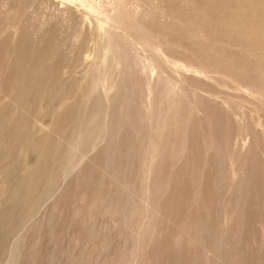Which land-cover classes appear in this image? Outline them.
<instances>
[{"label":"rangeland","instance_id":"rangeland-1","mask_svg":"<svg viewBox=\"0 0 264 264\" xmlns=\"http://www.w3.org/2000/svg\"><path fill=\"white\" fill-rule=\"evenodd\" d=\"M0 264H264V0H0Z\"/></svg>","mask_w":264,"mask_h":264},{"label":"bare ground","instance_id":"bare-ground-1","mask_svg":"<svg viewBox=\"0 0 264 264\" xmlns=\"http://www.w3.org/2000/svg\"><path fill=\"white\" fill-rule=\"evenodd\" d=\"M98 29H102V25L101 24H98Z\"/></svg>","mask_w":264,"mask_h":264}]
</instances>
